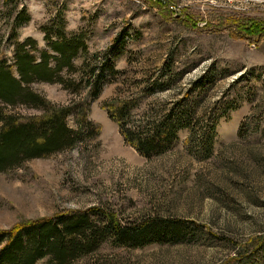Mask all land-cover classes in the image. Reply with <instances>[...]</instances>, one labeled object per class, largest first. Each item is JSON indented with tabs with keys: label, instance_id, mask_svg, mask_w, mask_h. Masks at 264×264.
<instances>
[{
	"label": "rangeland",
	"instance_id": "1",
	"mask_svg": "<svg viewBox=\"0 0 264 264\" xmlns=\"http://www.w3.org/2000/svg\"><path fill=\"white\" fill-rule=\"evenodd\" d=\"M166 1L0 0V64L12 66L17 46L28 41L49 50L45 37L62 23L85 38L87 52L58 77L64 84L55 76L28 87L57 106L87 99L88 120L100 129L96 137L95 127L84 131L72 148L0 172V231L95 207L123 224L156 217L184 230L173 243L142 248L107 236L71 264H264V34L253 31L264 27V0ZM243 27L249 38L238 33ZM106 58L102 91L89 98L90 71ZM165 64L171 78L160 77ZM188 90L198 101L196 117L228 114L208 155L199 144L204 125L196 122L195 135L183 129L170 150L146 158L103 108L133 97L135 122ZM2 107L15 116L44 113L27 104ZM67 125L79 128L74 114Z\"/></svg>",
	"mask_w": 264,
	"mask_h": 264
},
{
	"label": "trees",
	"instance_id": "2",
	"mask_svg": "<svg viewBox=\"0 0 264 264\" xmlns=\"http://www.w3.org/2000/svg\"><path fill=\"white\" fill-rule=\"evenodd\" d=\"M245 29L239 28L238 33L249 38ZM253 31L256 36L264 34V27L255 24ZM45 40L49 50H39L34 42L28 41L17 46L12 66L0 64V172L19 167L30 159L47 157L72 148L82 141L80 135L93 127L94 137L99 135V127L88 120L87 99L68 106H57L29 89L28 84L32 81L52 83L55 76L59 83L64 84L62 78H58L61 72L74 70V62L79 54L87 52L85 38L67 32L63 23L54 35L47 34ZM255 42L260 40L257 38ZM108 64L106 58L97 70L93 68L90 71L86 81L89 98H96L102 91ZM113 67L111 65L110 69L115 73ZM171 67L165 64L160 77L171 78ZM15 72L18 77L14 75ZM179 77H182V73L177 74ZM169 87L163 84L159 88ZM117 99L105 103L103 108L118 125L127 144L146 158L170 150L177 142L179 131L183 129H188L191 137L195 135L196 122L204 125L203 138L199 144L208 155L212 151L218 121L228 117L225 110L213 117L211 114L196 117L198 101L191 98L190 90L166 107L145 112L135 122L130 119L133 110L139 105L138 101L133 97ZM3 104L12 107L27 104L42 109L44 113L35 117L5 114ZM72 114L79 124L77 130L67 125V119ZM94 215L105 220L96 222L93 220ZM182 227L179 221L156 217L123 224L114 214H105L95 207L61 212L0 231V264H71L95 251L107 236L116 244L142 248L153 243L175 242L180 231L184 230Z\"/></svg>",
	"mask_w": 264,
	"mask_h": 264
},
{
	"label": "built area",
	"instance_id": "3",
	"mask_svg": "<svg viewBox=\"0 0 264 264\" xmlns=\"http://www.w3.org/2000/svg\"><path fill=\"white\" fill-rule=\"evenodd\" d=\"M154 1H158V3H166L167 1L166 0H154Z\"/></svg>",
	"mask_w": 264,
	"mask_h": 264
}]
</instances>
